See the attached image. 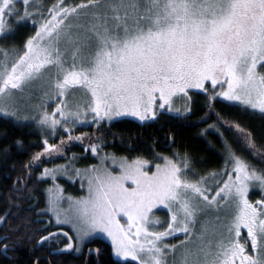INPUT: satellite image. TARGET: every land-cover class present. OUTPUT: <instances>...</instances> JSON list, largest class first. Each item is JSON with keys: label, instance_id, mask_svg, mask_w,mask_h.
Returning a JSON list of instances; mask_svg holds the SVG:
<instances>
[{"label": "snow or ice", "instance_id": "obj_1", "mask_svg": "<svg viewBox=\"0 0 264 264\" xmlns=\"http://www.w3.org/2000/svg\"><path fill=\"white\" fill-rule=\"evenodd\" d=\"M16 3L25 6L22 15ZM40 8L30 0H0V38L12 32L6 16H17V23L30 21L36 29L22 49L0 50V118L35 121L53 135L61 127L68 133L60 145L44 139L42 151L26 168L45 155L61 153L65 143L83 139L72 136L67 125L90 121L99 130L105 121L124 116L141 122L166 113L182 116L191 109L174 108V98L188 97L190 89L207 94V82L212 85L210 102L222 98L264 114V73L259 71L264 68V0H56L46 14ZM34 16L41 19H31ZM25 89L28 99L41 93L30 115L20 103L25 97L17 96ZM49 101L56 103L51 113ZM213 107L209 103L210 111ZM217 121L208 127L219 132V116ZM234 126L244 146L259 153L252 134ZM101 146L90 143L84 148L95 156ZM226 151L220 173L195 180L187 175L192 171L190 158L178 152L175 158L156 154L154 159L164 162L151 173L144 170L147 160L121 157L120 172L114 174L104 167L107 159L117 163L109 155L101 157L99 165L75 169L81 180L87 178V195L65 198L58 185L48 189L43 210L51 215L47 226L60 230L41 236L38 243L63 237L68 243L57 251L80 252L101 232L125 264L129 258L138 264H169L177 249L182 252L172 264H264V170L236 155L231 146L226 145ZM63 170V165L46 168L42 176L55 180ZM217 175L227 179L222 185L218 180L209 184ZM257 187L262 197L253 202L250 190ZM65 199L67 208L61 206ZM154 209H167V221L154 219ZM210 213L215 215L200 222L197 232L199 218ZM120 217L126 218V226ZM6 219L0 216V224ZM209 224L215 239L208 238ZM65 226L73 235L63 231ZM177 235L185 239L164 243ZM0 251L6 253L8 246Z\"/></svg>", "mask_w": 264, "mask_h": 264}, {"label": "trees", "instance_id": "obj_2", "mask_svg": "<svg viewBox=\"0 0 264 264\" xmlns=\"http://www.w3.org/2000/svg\"><path fill=\"white\" fill-rule=\"evenodd\" d=\"M55 2L56 0H30V5H40V10L46 14L47 7ZM65 2L74 4L80 0ZM14 6L22 15L25 6L22 3H16ZM5 19L12 32L0 38V49H22L26 39L34 34L36 29L31 26L30 21L17 23L19 19L17 16L10 19L6 16ZM31 19L40 20L41 17L34 16ZM208 96L209 93L191 91L189 102L191 111L182 116L166 113L159 119L148 122L119 118L110 123L105 121L99 130L96 125L89 123L77 129L82 131L83 139L75 141L71 148L83 152L85 145L98 143L102 145L101 150L114 156L129 160L139 157L150 163L163 161L154 159L156 154L175 158L174 152L181 155L186 153L192 169L187 175L195 180L205 174L220 173L225 168L228 145L236 155L246 159L256 169L264 170V114L251 109L246 110L221 98L210 102ZM209 103L214 105L211 111ZM218 116L219 132L208 127L218 123ZM225 121L233 126L228 127ZM236 124L252 134L259 153L254 154L244 146L243 137L234 126ZM49 136L50 134L43 131L35 121L17 122L12 118H0V216H7L0 224V250L1 245L9 246L8 252L15 264H34L40 237L57 230L47 226L49 218L43 211L46 209V186L45 181L40 178L41 165L49 164L54 159L37 161L31 168L25 167L35 153L42 151L43 138ZM17 140L22 144L17 145ZM84 156L89 158V162L96 161L95 157L90 155L89 149ZM226 176L217 175L208 182L215 184L218 180L222 184ZM259 194L258 188L251 189L249 197L254 200L253 198ZM161 220H165V217ZM64 228L69 230L67 227ZM178 237L171 240L176 242ZM66 242L67 239L57 237L41 243L44 256L36 261V264H125L124 261L113 257L111 245L104 239L92 238L91 243L99 245L100 253L97 261L89 257L86 263L82 256L74 257L70 253L54 251ZM5 258L3 256L2 259ZM127 264L138 263L128 260Z\"/></svg>", "mask_w": 264, "mask_h": 264}, {"label": "rangeland", "instance_id": "obj_3", "mask_svg": "<svg viewBox=\"0 0 264 264\" xmlns=\"http://www.w3.org/2000/svg\"><path fill=\"white\" fill-rule=\"evenodd\" d=\"M0 50H3V49H0ZM3 59L4 58H3L2 52H0V64L3 63ZM259 71L261 73H264V68H259ZM206 86L209 89V92H208L209 95H211L212 94V92H211V89H212L211 83L207 82ZM219 90H220L219 88H216V91H219ZM28 91H29L28 89H25V93H23V94L17 93V96L18 97H20V96H24L25 97V99L21 100L20 103H21V105L24 106L23 107V111L30 115V114H32L31 105L40 103L39 97H40L41 93L40 92H35V93H33L31 95V98L28 99L27 98ZM191 91H198V92L200 91V92L205 93L203 90L190 89L188 91V97H190ZM79 96H80V93L78 92L77 93V97H79ZM188 97H184V96L175 97L174 98V102H173V107L174 108H178V109L181 110V112H183V110L185 108H189L190 100L188 99ZM55 106H56L55 102L49 101L48 108H47L48 112L51 113L52 110L55 108ZM171 114H175V113H171ZM120 118H130V119H134V120L139 121L137 118L131 117V116H124V117H120ZM117 119H119V118H117ZM22 122H26V121H22ZM139 122H141V121H139ZM89 123H90V121L86 122V123H83V124H77L75 126H71V125H67V126L72 127V132H71L72 136H81L82 135L81 134L82 131L77 130V129L79 127L85 126V125H87ZM47 132H48V134H50V136L48 138H43V140L44 139H48V142L50 144L60 145L62 140L67 141L68 133L64 131L63 127H61L55 133V135H53L49 131H47ZM74 143H75V140H73V141H71L69 143H65L63 145L61 153H53L51 156L45 155L40 160V161H42V160L49 161L51 159H54V160H51V162L49 164L41 165V171L42 172H41L40 178L45 181L46 196H47L46 207H47V200H48V192H47V190L50 189V188L54 189V186H56V185H58L60 187V189L62 190L63 195H64L65 198L71 196L74 199H78V198H80L82 196H86L87 195V178L81 180V178L76 175L75 169H85V168H88V167H90L92 165H99L100 162H101V157H103L105 155L114 156L112 154L104 152V150H101V149L99 150L98 155L94 156L93 153L91 152V149L89 148L90 155L95 157V159H96L95 162H89L90 161L89 158L84 156L86 154L85 150L82 152V151L75 150V149L71 148V146H73ZM114 157L117 158V163H113L112 159H107V160L104 161V167H107L114 174H119L120 169H119L118 161H119V158H121V157H119V156H114ZM127 160H128V162H131V161H133L135 159H130V160L127 159ZM163 162L164 161H161L159 164H163ZM156 164L157 163H150L149 162L145 166L144 170L148 171L149 173H151V172L155 171V165ZM58 165H63L64 166V170L61 171V172L56 173L57 178L55 180H53L51 178V176H48V177L42 176V173H43L44 169H46V168L47 169H52V168H54V167H56ZM229 169H231V166H230ZM225 179H227V176H226ZM82 184H83V187H81ZM209 184H211V183H209ZM222 184H223V182H222ZM126 186L129 187V188L133 187L131 181H126ZM212 194H215V190L212 191ZM261 197H262V194H261V191H260V194L253 198L254 200H251L250 197H249V199L251 201L255 202L256 200L260 199ZM61 206L64 207V208L68 207L67 199L62 201ZM214 215H215V213H210L207 216H201L199 218V221H198L197 225H196L197 232H199V230H200V222H202V221H204L206 219H210V217L214 216ZM221 215H224V213L222 212ZM47 216H48L49 219L51 218L50 214H47ZM152 217L154 219L155 218H159L160 220H161L162 217H165V220H162V221H167V219H168L167 209H154L153 213H152ZM46 219H47V217H46ZM47 221H48V219H47ZM120 221H121L122 224H125V226H126V224H127L126 218L120 217ZM65 227H67V226H65ZM163 227H167V224L164 223ZM163 227L158 228L156 230H163ZM212 227L213 226L211 224H209V234H208V238L209 239H215L216 238V237L212 236ZM67 228L70 230L69 227H67ZM70 232H71V230H70ZM243 234L247 235L246 230L243 232ZM71 235H73L72 232H71ZM177 236H179V237L177 238L178 240L176 242L172 241L171 240L172 238H169V239H166L164 241V243L169 244V245L178 244L181 240L185 239V237L183 235H177ZM96 237L106 240L111 245L110 239H108L105 234H103L101 232H97L92 238H96ZM92 238H90V239H92ZM83 245L81 246V249H82ZM111 250H112V245H111ZM181 252H182V249H177L175 257L170 255L169 258H168L169 264H172L173 259L177 260V262H178ZM113 257L115 259L119 260V261H123L121 258L116 257L114 254H113ZM129 260H131V259L129 258ZM134 262L138 263L137 261H134Z\"/></svg>", "mask_w": 264, "mask_h": 264}, {"label": "flooded vegetation", "instance_id": "obj_4", "mask_svg": "<svg viewBox=\"0 0 264 264\" xmlns=\"http://www.w3.org/2000/svg\"><path fill=\"white\" fill-rule=\"evenodd\" d=\"M60 229H57V230H55V231H59ZM63 231H67V232H69V230H67V229H65V228H63ZM69 235H71L70 234V232H69ZM91 241H92V239H89V241H87V242H85V244L83 245V247H82V249H81V251L80 252H76L75 251V249H73V250H71V251H69V252H62V253H70V254H72V256H74V257H81L82 256V258H84V263H85V260H86V256H87V252H88V250H92V252L91 253H89L88 254V256H87V260L89 259V257H92L95 261H97V258H98V253H97V249H99L100 250V247H99V245H95V244H93V243H91ZM1 242V241H0ZM68 242V241H67ZM66 242V243H67ZM65 243V244H66ZM41 244V243H40ZM39 244V245H40ZM37 246L36 247V249H37V252H36V259H35V261H34V264H36L37 262L36 261H38L42 256H44L43 255V253H42V251L43 250H41V248H42V246L40 245V246ZM4 246L5 245H1V250L4 248ZM64 247V245L62 246V247H60V248H58V249H61V248H63ZM9 246H8V250H9ZM54 251H56L57 252V249L56 250H54ZM59 252H61V251H59ZM99 253H100V251H99ZM1 255H2V257H1ZM3 256L4 257H6L4 260L2 259L3 258ZM11 259H12V257H11V255L9 254V252L7 251L6 253H4L3 251H0V260L2 261L0 264H15L14 262H12L11 261Z\"/></svg>", "mask_w": 264, "mask_h": 264}, {"label": "water", "instance_id": "obj_5", "mask_svg": "<svg viewBox=\"0 0 264 264\" xmlns=\"http://www.w3.org/2000/svg\"><path fill=\"white\" fill-rule=\"evenodd\" d=\"M71 251V250H70ZM63 252H69V251H63ZM92 252V251H91ZM89 250H88V252H87V256H88V254L89 253H91ZM87 256H86V260H85V263H86V261H87Z\"/></svg>", "mask_w": 264, "mask_h": 264}]
</instances>
